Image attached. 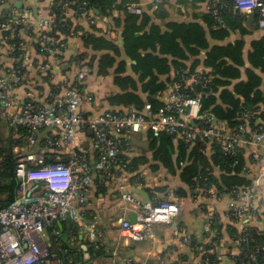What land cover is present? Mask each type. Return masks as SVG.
<instances>
[{"label":"built area","instance_id":"obj_1","mask_svg":"<svg viewBox=\"0 0 264 264\" xmlns=\"http://www.w3.org/2000/svg\"><path fill=\"white\" fill-rule=\"evenodd\" d=\"M163 1L151 0V8H159ZM233 6L245 15L257 12V25L264 28V0H233ZM125 9L133 14L143 12L142 5L135 1L127 2ZM0 14V122L7 121L15 129L26 128L25 143L14 146L15 173L21 187L16 199L0 208V264H65L64 259H52L45 242L46 227L56 221L81 222L85 193L93 182L97 179L101 183L108 176H119L125 168L126 162L120 155L126 134L147 129L155 138L168 134L187 142L215 140L222 150L232 153L237 151L238 144L264 141V129L260 126L254 138L249 139L243 136L244 124L239 125L237 131L227 133L213 116H205L204 123H198L202 93L188 95L179 83L162 94L163 105L157 109L147 102L142 110L131 106L95 118L86 116L80 109L81 98L74 90L67 91L61 98H50L45 106L28 99L20 104L14 94L23 81L22 70L28 50L23 32H14V26L23 28L29 24L6 0H0ZM36 23L40 32L52 27V19L48 17L39 16ZM15 36L18 41L13 40ZM15 50L21 62L14 64L2 60L3 55ZM78 78H85L84 70L79 72ZM202 79L197 74L184 81L195 84ZM46 128L51 130L46 137L40 138ZM87 129L93 130L91 146L96 151L93 164L79 152L78 133ZM37 146L40 151L34 150ZM256 166L257 174L251 186L235 191L226 211L228 218L241 225L240 233L233 239L234 247L223 241L214 214L209 216L201 240L190 233L184 234L183 243L188 246L197 243L191 250L198 256L205 246L214 258L210 261L205 257L195 264H264V194L261 190L264 154ZM122 198L127 203L125 211H130L131 206L135 209L133 221L125 218L120 222L121 233L134 240L145 238L154 224H170L179 212L178 205L168 199L151 204L136 201L131 193H123ZM254 221L255 226L252 225ZM89 232L94 236L93 229ZM124 264L135 263L128 259Z\"/></svg>","mask_w":264,"mask_h":264},{"label":"crops","instance_id":"obj_2","mask_svg":"<svg viewBox=\"0 0 264 264\" xmlns=\"http://www.w3.org/2000/svg\"><path fill=\"white\" fill-rule=\"evenodd\" d=\"M218 1L220 0H164L159 8L152 9L151 0H135L142 5L143 12L163 15V18H158V23L162 27L168 20L203 23L205 12L211 10ZM56 2L60 4L59 0H6L14 12L25 17L29 24L19 29L24 35L28 57L23 64V81L15 91V98L20 100V104L32 98L41 105H48L50 97L61 98L60 96L67 91L74 90L81 98L80 109L88 117L95 118L105 112L116 110L104 100L106 96L118 91L112 82L113 74L98 75L95 68L90 71L88 65L94 51L85 43L82 34L85 31L101 34L122 50L124 11L114 9L108 16L100 15L97 10L94 13L77 15L69 8L70 6H65L68 5L67 1L62 6L65 8V19L71 23L72 30L63 34L55 31L54 36H45L35 26L36 20L39 16L52 17L53 5ZM118 21L121 22L120 25L116 24ZM218 23L220 24L218 29H226L228 34L224 38H215L207 32L206 38L210 45L227 46L226 49L229 50L241 40L245 43L243 49L245 54L253 41L264 39V28L257 25L252 15L234 17L232 26L223 18H218ZM213 27L215 28V25ZM29 28L32 29L28 30ZM47 30L49 29H44ZM122 54L124 55L123 52ZM204 54L205 52L202 51L197 55L198 69L203 67ZM78 56L83 59L80 60ZM1 58L7 63L19 62H14L15 58L9 52ZM224 60L227 61L228 66L235 65L231 58L225 57ZM127 63V73L135 77L140 76V70L134 73L131 68V64H135L136 61L127 59ZM238 69L243 73L244 67ZM82 70L85 72V78L80 80L78 74ZM224 79L228 85L218 86V90L224 87L231 89L229 84L233 85L236 81L233 77H224ZM166 92L167 90L163 94ZM127 108L118 107L123 111ZM223 126L228 131L227 127ZM46 130L49 132L51 129ZM46 130L40 133V138L46 136ZM92 136V129L78 133L79 152L93 164L96 151L91 146ZM154 139L151 131L147 129L137 134H126L122 149L123 156L128 161L140 158L135 161L132 169L122 171L119 176H108L101 183L96 179L85 193L86 200L81 212V222L57 221L50 226V233L56 237V242L51 240L47 230L49 226L46 227L45 242L51 250L52 259H64L61 255V247H64L73 250L76 257V262L73 264H124L128 259L135 264H185L188 258H190L189 264H195L200 258L191 249L197 243L187 245V251L182 252L180 249L182 238L185 233H190L197 240H201L206 222L213 214L218 218V231L223 241L228 246L234 247L233 239L236 233L241 231V225L234 219L228 218L226 211L234 198L235 191L220 193L212 186L206 188L196 186L186 196H177L175 191L179 187L186 190L188 187L180 180L179 174H171L161 161L154 157L151 145ZM172 142L167 147L175 160L179 153V143L175 139ZM244 145L247 156L254 157L248 169L253 181L257 174L256 162L264 154V141L259 144L244 143ZM35 150L40 151L41 148L37 146ZM142 159L145 161L141 162ZM181 165H184V162H181ZM139 190L145 192L154 202L165 199L175 202L179 212L170 224H154L145 238L134 240L121 233L120 222L125 218L130 219L135 209L131 206L130 211L124 210L127 203L123 200L122 194L131 193L134 199L141 203L144 197L137 192ZM261 190L264 194V184ZM252 225L255 226L256 222L254 221ZM257 225L260 223L257 222ZM90 228L95 231L94 236L90 235Z\"/></svg>","mask_w":264,"mask_h":264},{"label":"trees","instance_id":"obj_3","mask_svg":"<svg viewBox=\"0 0 264 264\" xmlns=\"http://www.w3.org/2000/svg\"><path fill=\"white\" fill-rule=\"evenodd\" d=\"M129 1L135 0H59L60 4L56 2L53 5L52 17H50L52 27L42 31V34L54 36L55 31L63 34L72 30L71 23L65 19V8L62 6L65 2L68 3L65 6H70L69 8L77 15L90 14L89 12L94 13L97 10L100 15L108 16L114 9L122 10L124 11L122 50L101 34L86 31L82 34L85 43L94 51L88 65L90 71L95 68L98 75L113 74L112 82L118 91L104 98L112 109H116L112 111H123L118 109L121 106H133L142 110L147 102L157 109L163 105L162 94L179 83L188 95L202 93L201 118L196 120L198 123H204L205 116H213L220 125L227 127L228 131L225 130L227 133L237 131L238 126L244 124L243 136L249 139L254 138V133L258 132L260 127L264 129V86H262L264 39L253 41L249 50L243 54L244 41H237L227 50V46L210 45L206 38L207 32L215 38H224L228 34L226 29H218L220 25L218 18H223L232 26L234 17L245 16L234 8L233 0L218 1L215 5V13L213 7L205 12L203 23L168 20L163 27L158 23V18H163V15L159 16L156 12L147 11L141 14L130 13L125 9V4ZM252 16L257 22L258 13L255 12ZM116 24L120 25L121 22L118 21ZM20 28L15 25L14 32ZM138 32L141 33L136 36ZM13 40L18 41V37L15 36ZM202 51L205 52L202 59L204 64L202 69H198L197 55ZM12 55L15 58L14 62L21 61L17 58L16 50L12 51ZM78 57L80 60L83 59L81 56ZM225 57L232 59L235 64L233 67L236 69L226 65ZM127 59L136 61L135 64H131V68L134 73L140 70V76L135 77L127 73ZM171 67H173L172 72ZM238 67H244L243 73ZM197 74L203 77L200 83L185 84V79ZM243 74L244 78H242ZM224 77H233L236 81L233 85L229 84L231 89L224 87L218 90V86L228 85ZM28 100L37 102L32 98ZM5 123L8 134L5 144L0 146V208L16 199L21 187V181L15 173L14 146L24 144L26 136V128L15 129L7 121ZM48 133L46 130V136ZM173 139L179 143V153L175 160L167 147L173 143ZM151 145L154 157H157L171 174H179L180 180L188 187L187 190L179 187L175 191L177 196H186L196 186L201 188L212 186L220 193H232L251 185L252 179L248 169L254 157L247 156L244 144H238L237 151L232 153L222 150L220 143L215 140L197 139L187 142L181 138L162 134L155 138ZM120 156L126 162L122 171L131 170L135 161L140 159L128 161L123 154ZM143 161L145 160L142 159L141 162ZM181 162H184V165H181ZM98 176L96 174L95 178ZM50 226L47 228L49 233ZM239 233L238 231L236 234ZM50 238L53 242L57 241L51 233ZM61 248L62 258L66 260L65 264L76 262L73 250ZM200 252V259L205 257H209L210 261L214 259L205 246Z\"/></svg>","mask_w":264,"mask_h":264},{"label":"rangeland","instance_id":"obj_4","mask_svg":"<svg viewBox=\"0 0 264 264\" xmlns=\"http://www.w3.org/2000/svg\"><path fill=\"white\" fill-rule=\"evenodd\" d=\"M4 125H6V123H5L4 120H2V121L0 122V146L5 144V141H6V139H7V134H8L7 129H6V126H4ZM15 153H16V152L14 151V154H15ZM45 234L47 235V232H45ZM45 240H46V239H45ZM186 247H187V245L182 243V244L180 245V249H181V251H182V252L187 251V248H186ZM189 261H190V258H188V261L185 262V264H189Z\"/></svg>","mask_w":264,"mask_h":264},{"label":"water","instance_id":"obj_5","mask_svg":"<svg viewBox=\"0 0 264 264\" xmlns=\"http://www.w3.org/2000/svg\"><path fill=\"white\" fill-rule=\"evenodd\" d=\"M140 33L138 32V33H136V36H138ZM198 118H201V116H199ZM191 123H193L194 124V122L192 121ZM138 193H141V195H143V197H144V201H142V203H146V202H151V204H154V201L153 200H151V198L150 197H148V195H146L145 194V192H143V191H137ZM130 219L133 221L134 220V214H132L131 216H130Z\"/></svg>","mask_w":264,"mask_h":264}]
</instances>
